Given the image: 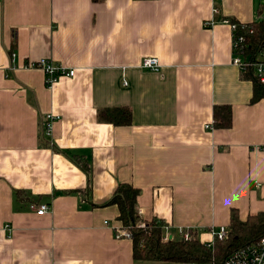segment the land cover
<instances>
[{
  "label": "crops",
  "instance_id": "obj_1",
  "mask_svg": "<svg viewBox=\"0 0 264 264\" xmlns=\"http://www.w3.org/2000/svg\"><path fill=\"white\" fill-rule=\"evenodd\" d=\"M224 19H264V0H0V264H137L115 236L120 184L139 189L145 221L202 244L231 209L264 212V99L250 103ZM42 59L76 74L48 88L29 68ZM219 105L231 128L208 130ZM119 107L130 126L99 122Z\"/></svg>",
  "mask_w": 264,
  "mask_h": 264
},
{
  "label": "trees",
  "instance_id": "obj_2",
  "mask_svg": "<svg viewBox=\"0 0 264 264\" xmlns=\"http://www.w3.org/2000/svg\"><path fill=\"white\" fill-rule=\"evenodd\" d=\"M236 35L243 37L240 45L243 56L252 63L261 61L264 55V19L245 24L243 28L239 26ZM240 72L243 79L252 83L250 103L255 104L264 99V85L254 76L253 68ZM98 120L116 127H126L132 124L133 114L129 107L105 108L98 111ZM231 125V107L214 106L212 129H230ZM139 195L138 188L120 184L109 202V205L119 208L118 220L131 235L133 257L137 264H224L225 259L234 251L255 244L264 237V212L250 215L242 221L238 211L231 209L227 238L216 240L210 249L196 238L164 242L163 227L166 224L155 219L145 221L141 217L137 206Z\"/></svg>",
  "mask_w": 264,
  "mask_h": 264
},
{
  "label": "built area",
  "instance_id": "obj_3",
  "mask_svg": "<svg viewBox=\"0 0 264 264\" xmlns=\"http://www.w3.org/2000/svg\"><path fill=\"white\" fill-rule=\"evenodd\" d=\"M212 12L215 14L217 13V10L213 9ZM222 23L229 26L232 32V64L238 67L240 71L246 70L247 68H253L254 76L261 84L264 85V55L261 61L252 63L243 56L240 49V45L243 42V37L237 36L236 31L239 26L243 28L245 24L232 23L228 19H224ZM204 25H206V27L212 26L211 23H206ZM29 68L39 69L45 73V81L48 88H52L61 78H73L76 74L74 69L67 68L48 59H42L32 63L30 64ZM140 68L148 71L159 72L161 65L156 57H146L142 60ZM58 119L59 118L53 114L47 115L45 121V132L48 137L52 135L54 123ZM206 129L212 130V126L207 125ZM31 210L36 211L39 216H43L49 213L52 210V207L48 204H42L38 206L37 204L32 203ZM2 231L5 233H10L12 228L7 224L3 227ZM163 231L164 234L162 240L164 242L175 239H180L183 241H190L193 238L197 239V230L195 228L179 227L173 229L170 226L165 225L163 227ZM208 232L212 238V241L204 245L210 249L216 240L223 241L227 238L228 229L227 227H211L208 229ZM115 236L117 239L131 240L130 233L124 229L123 226L121 228L115 229ZM224 264H264V237H262L255 244L247 245L234 251L225 259Z\"/></svg>",
  "mask_w": 264,
  "mask_h": 264
}]
</instances>
